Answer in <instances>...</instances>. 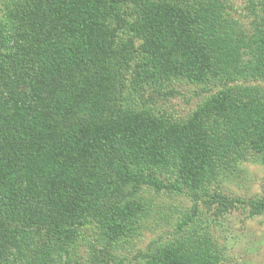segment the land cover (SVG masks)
<instances>
[{
  "label": "trees",
  "instance_id": "16d2710c",
  "mask_svg": "<svg viewBox=\"0 0 264 264\" xmlns=\"http://www.w3.org/2000/svg\"><path fill=\"white\" fill-rule=\"evenodd\" d=\"M123 1L25 0L0 20V264H11L8 252L21 232L70 239L73 225L91 213L110 238L124 234L132 208L123 203V186L180 190L179 182L145 172L174 154L182 182L197 188L221 163L237 162L244 147L264 153V101L252 90L224 91L186 123L117 99L115 58L129 63L132 52L123 27L111 21L142 36L141 77L153 81L221 76L241 67L233 55L240 47L250 54L248 66L260 70L264 27L256 23L245 37L212 8L201 14L205 6L167 0H133L130 24ZM146 264L219 263L207 247L181 241Z\"/></svg>",
  "mask_w": 264,
  "mask_h": 264
},
{
  "label": "rangeland",
  "instance_id": "374dc122",
  "mask_svg": "<svg viewBox=\"0 0 264 264\" xmlns=\"http://www.w3.org/2000/svg\"><path fill=\"white\" fill-rule=\"evenodd\" d=\"M22 1L25 0H0V20ZM167 1L200 4L205 6L201 14L212 8V12L230 18L245 37L254 33L256 23L264 27L262 0ZM132 2L124 0L121 4L130 24L136 15ZM112 23L123 27L121 38L131 42L130 62L122 55L113 61L121 75L116 98L124 105L169 123H186L224 91L243 94L252 90L264 101V70H261L264 65L260 70L248 66L251 58L244 47L233 54L240 59V68L231 65L221 76L211 75L205 82L183 77L146 80L141 77L144 39L132 31L131 25ZM219 167L218 175L192 188L180 179L179 155L174 154L167 164L148 167L145 172L155 173L169 185L179 182L180 190L157 189L145 183L136 188L133 184L123 186V203L130 202L132 208L124 234L110 238L99 213H91L82 224L73 225L74 236L70 239L61 235L52 237L43 231L21 232L15 248L8 252L11 259L8 261L11 264H146L153 252L186 241L207 247L219 264H264V153L244 147L237 162L227 168L221 163Z\"/></svg>",
  "mask_w": 264,
  "mask_h": 264
}]
</instances>
